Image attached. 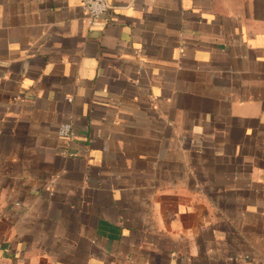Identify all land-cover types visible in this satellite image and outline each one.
Instances as JSON below:
<instances>
[{"label": "crops", "instance_id": "1", "mask_svg": "<svg viewBox=\"0 0 264 264\" xmlns=\"http://www.w3.org/2000/svg\"><path fill=\"white\" fill-rule=\"evenodd\" d=\"M108 2L0 0V264H264V0Z\"/></svg>", "mask_w": 264, "mask_h": 264}, {"label": "built area", "instance_id": "2", "mask_svg": "<svg viewBox=\"0 0 264 264\" xmlns=\"http://www.w3.org/2000/svg\"><path fill=\"white\" fill-rule=\"evenodd\" d=\"M80 4L84 19L90 27L100 24L109 9H111L108 0H80ZM58 134L65 140H73L76 136L71 123L60 124Z\"/></svg>", "mask_w": 264, "mask_h": 264}]
</instances>
